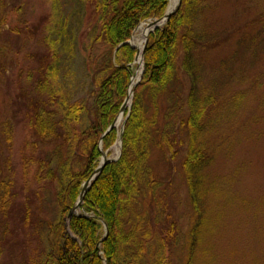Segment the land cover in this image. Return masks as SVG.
<instances>
[{"label": "trees", "instance_id": "1", "mask_svg": "<svg viewBox=\"0 0 264 264\" xmlns=\"http://www.w3.org/2000/svg\"><path fill=\"white\" fill-rule=\"evenodd\" d=\"M70 1L71 13L65 12L67 8L60 0L55 1L39 39V62L20 69L23 75L18 77L28 108L25 118L33 136L27 143L24 170L33 169L31 181L55 183L59 206L55 220L39 218L45 226L47 245L23 264H171L167 241L174 229L166 237L156 234L148 212L153 204L161 210L157 195L161 184L149 165L156 121L147 114L145 97L157 105L159 95L175 80L179 45L183 49L181 67L191 83L190 113L182 120L189 136L183 167L195 212L186 235L184 264H195L207 222L204 169L213 157L202 138L214 99L200 94L195 56L201 39L196 24L207 0H182L170 19L150 33L143 78L126 111L122 154L104 166L85 194L81 213L75 211L71 216L83 184L100 165L101 139L103 150L109 151L119 138L117 128L103 135L128 96L137 48L127 42L142 22L162 18L170 0ZM89 4L94 6L98 19L82 33V17ZM80 52L90 74L89 89L86 97L73 99L65 85L69 76L63 74L62 63ZM9 205L2 200L1 210ZM31 216L29 213L27 219Z\"/></svg>", "mask_w": 264, "mask_h": 264}, {"label": "rangeland", "instance_id": "2", "mask_svg": "<svg viewBox=\"0 0 264 264\" xmlns=\"http://www.w3.org/2000/svg\"><path fill=\"white\" fill-rule=\"evenodd\" d=\"M55 1L0 0V264H23L46 247L39 218L55 220L59 211L55 183L31 181L33 169L24 170L33 136L26 97L18 87L20 69L39 62V39ZM60 2L71 13L73 3ZM83 14L86 33L98 16L92 4ZM196 30L200 94L214 102L202 138L213 157L204 169L207 222L195 264H264V0H207ZM182 59L179 45L175 80L157 105L145 97L147 114L156 121L149 165L161 184V210L153 204L148 212L156 234L166 237L174 229L167 241L171 264H184L186 235L195 218L183 167L189 136L182 120L190 113L191 83ZM62 65L73 99L86 97L90 74L82 53ZM126 111L116 127L119 136ZM119 140L108 151L110 159L122 154V145L116 151ZM3 197L10 203L7 210H1ZM29 213L33 216L27 219Z\"/></svg>", "mask_w": 264, "mask_h": 264}, {"label": "water", "instance_id": "3", "mask_svg": "<svg viewBox=\"0 0 264 264\" xmlns=\"http://www.w3.org/2000/svg\"><path fill=\"white\" fill-rule=\"evenodd\" d=\"M181 3H182V0H178V3L177 5L174 7V9L170 10L169 7H168V10L166 11L165 15L162 17V18H158V19H154L152 20V24L155 25L154 29L152 31H154L155 29L159 28V24L162 23V24H165L169 19L170 17L180 8L181 6ZM136 31V30H135ZM151 31V32H152ZM150 32V33H151ZM150 33L147 35L146 37V41H145V44H144V49H143V52H142V64H143V68H142V75L144 73V57H145V50H146V47L148 45V42H149V35ZM133 38V37H132ZM132 38L127 42L129 44H131L132 46H134L132 44ZM135 47V46H134ZM139 55V51H137V54L135 56V60L137 59ZM142 75L140 76V79L136 82V84L134 85L132 91H131V97H130V87H129V92H128V96L126 97L123 105H122V108H121V112L119 114L120 115H124L125 111L127 108H131L132 106V100H133V95H134V91H135V88H136V85L137 83L140 82V80L142 79ZM132 83V81H131ZM131 83H130V86H131ZM118 116V117H119ZM118 117L116 118V120L114 121V123L108 128V130L104 133L103 136H105V134H107L109 131H111L113 128H116L117 127V119ZM128 116L125 117V120H124V124H123V127H122V131H121V134H120V141H121V145H122V135L124 133V127H125V122H126V119H127ZM102 136V138H103ZM100 150L102 151V160L100 162V165L96 168V170L94 171V173L92 174V176L90 177V179H88L84 184H83V190L81 192V195L78 199V202L76 203V205L73 207L71 213H70V216L71 214H73L75 211H77L78 209H80L83 201H84V197H85V194L87 192V190L89 189V187L91 186L93 180H95V178L98 176L99 173H101V171L103 170L104 166L106 164H108L109 162H112V161H116L117 159H110L109 155H108V151H104L103 148H102V139H101V142H100ZM119 159V158H118ZM104 223V226H105V229L106 231H108V225L106 224L105 221H103Z\"/></svg>", "mask_w": 264, "mask_h": 264}, {"label": "bare ground", "instance_id": "4", "mask_svg": "<svg viewBox=\"0 0 264 264\" xmlns=\"http://www.w3.org/2000/svg\"><path fill=\"white\" fill-rule=\"evenodd\" d=\"M178 0H170V5H169V9L172 10L174 9V7L177 5ZM152 21L149 22H143L141 23L138 28L135 31V35H133L132 38V44L138 49L139 51V55L137 57V59L135 60V63L133 64L134 66V74H133V78H132V83L130 86V97H131V91L134 87V85L136 84V82L140 79L141 73H142V68H143V64H142V52L144 49V44L146 41V37L147 35L154 29L155 25L152 24ZM162 26L163 24L160 23L159 26ZM124 119V115H120L117 119V126H119ZM121 145V141L119 140V142L116 145V151L119 152V146Z\"/></svg>", "mask_w": 264, "mask_h": 264}]
</instances>
